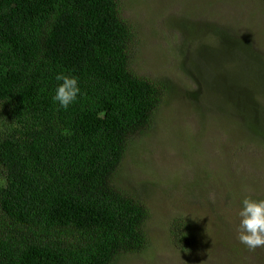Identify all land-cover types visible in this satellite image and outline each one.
<instances>
[{"label": "trees", "instance_id": "16d2710c", "mask_svg": "<svg viewBox=\"0 0 264 264\" xmlns=\"http://www.w3.org/2000/svg\"><path fill=\"white\" fill-rule=\"evenodd\" d=\"M193 18L180 26L212 38L219 61L243 71L228 79L257 82L238 91L218 77L217 110L264 142L257 33L235 19L219 26ZM134 26L120 0H0V264H119L147 247L149 210L116 176L133 138L177 90L135 73ZM60 73L81 88L67 110L53 102ZM199 76L205 83L202 69ZM177 231L181 246L192 228Z\"/></svg>", "mask_w": 264, "mask_h": 264}, {"label": "rangeland", "instance_id": "374dc122", "mask_svg": "<svg viewBox=\"0 0 264 264\" xmlns=\"http://www.w3.org/2000/svg\"><path fill=\"white\" fill-rule=\"evenodd\" d=\"M120 7L135 24V73L177 92L133 138L116 176L118 186L149 210L147 247L119 264H264V248L250 251L237 239L241 201L264 199V142L241 130L239 119L222 116L214 92L220 76L229 88L238 87L228 78L243 71L219 61L209 50L216 45L212 38H195L180 26L198 22L197 14L219 26L235 19L245 32L257 33L264 56V0H120ZM256 86L254 80L238 91ZM184 223L192 228L188 249L177 231Z\"/></svg>", "mask_w": 264, "mask_h": 264}, {"label": "clouds", "instance_id": "9594fccd", "mask_svg": "<svg viewBox=\"0 0 264 264\" xmlns=\"http://www.w3.org/2000/svg\"><path fill=\"white\" fill-rule=\"evenodd\" d=\"M56 80L58 84L55 88L53 102L67 110L77 102L81 95L79 78L71 74L60 73L57 74ZM237 215L239 218L238 241L250 251L264 248V199L245 197L241 201Z\"/></svg>", "mask_w": 264, "mask_h": 264}]
</instances>
